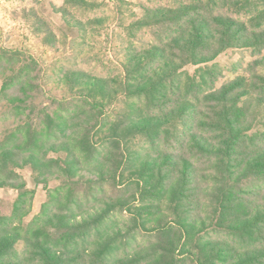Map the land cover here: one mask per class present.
Instances as JSON below:
<instances>
[{"label": "trees", "instance_id": "trees-1", "mask_svg": "<svg viewBox=\"0 0 264 264\" xmlns=\"http://www.w3.org/2000/svg\"><path fill=\"white\" fill-rule=\"evenodd\" d=\"M125 5L122 73L62 66L72 99L40 121L32 61L0 46V98L27 116L0 140V188L17 192L0 212V264H264V0ZM98 8L54 6L81 36L86 21L107 27ZM29 16L59 47L51 17ZM230 50L252 59L229 78L218 59Z\"/></svg>", "mask_w": 264, "mask_h": 264}, {"label": "rangeland", "instance_id": "rangeland-1", "mask_svg": "<svg viewBox=\"0 0 264 264\" xmlns=\"http://www.w3.org/2000/svg\"><path fill=\"white\" fill-rule=\"evenodd\" d=\"M98 1L97 15L103 16L107 21V27L103 28L101 24L92 27L86 21L88 31L85 36H81L77 30L67 29L63 18L55 13L54 6L61 5L63 0H0V46L21 52L23 61H32L34 66L36 88L33 91V98L29 101L31 107L28 109L32 119L40 121L44 117V112H51L59 107L64 97L72 99V93L66 84L60 81L62 66L79 64L96 74H106L111 71L122 73L126 36L121 24L130 20L128 9L131 6L125 5L122 7L123 11H119L117 5L120 0ZM125 1L131 3L134 8V4L139 0ZM33 8L39 13L50 16L56 25L60 40L56 49L43 43L42 36L34 26V20L29 16ZM137 9L136 7L135 11ZM93 15V12L73 11V18L89 20ZM240 58L247 63L252 56L246 51L230 50L219 57L218 65L225 71L226 77L234 76L229 71L236 66ZM190 71L193 72L194 67H191ZM3 79V75H0V95ZM25 119H27L26 115L17 116L11 104L6 99L0 98V140ZM23 173L28 180L32 179V172L29 169L24 170ZM54 185L56 184H52ZM83 190L85 191L86 188L83 187ZM108 192L113 195L119 193L111 188ZM16 195L17 192L12 189L0 188V212L11 213ZM46 199L47 191L39 186L33 202L32 215L40 211Z\"/></svg>", "mask_w": 264, "mask_h": 264}]
</instances>
